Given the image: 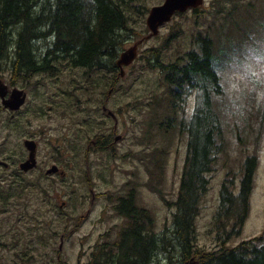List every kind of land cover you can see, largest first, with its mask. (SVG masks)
Instances as JSON below:
<instances>
[{"label": "rangeland", "instance_id": "1", "mask_svg": "<svg viewBox=\"0 0 264 264\" xmlns=\"http://www.w3.org/2000/svg\"><path fill=\"white\" fill-rule=\"evenodd\" d=\"M164 1L133 0L129 2L127 0L125 9L130 16V25L137 35L125 36L124 51L138 42L136 37L139 32L145 37L148 36L149 29L146 25L148 13L152 7L161 5ZM13 33H18L15 28ZM204 37L211 38L216 46L234 49L238 46V41H242L245 63L251 52H264V0H204V5L200 7L198 13L189 10L177 14L171 22L161 27L157 36L149 40L140 39L143 43L139 45L138 59L131 67L125 68L126 76L118 82L119 87L127 89L128 93L121 88L111 96L110 108L112 110L128 103V113L122 117V123L120 122L117 127L113 125L118 132L116 137L117 135L127 136L126 134L128 137L126 141L113 143L116 154L113 152L106 154L112 162L118 152L124 155L130 153L129 150L135 138L139 139L140 147L133 153L145 151L142 174L145 185L140 193L141 203L151 211L155 219V231L159 235L164 233L166 227H172V216L176 209L169 206L167 201L177 200L188 147V135L178 131L177 124L182 126V120L191 114L195 106V95L190 97L189 105L186 103L183 106L178 103L177 107H174L176 110L172 109L166 101L165 86L159 80L157 70L149 64L147 57L150 53L148 51L155 49L159 53V58L164 61L163 63L169 64L179 53L196 47L195 45L200 43ZM228 50L231 57L230 62L235 68L227 71L228 73H223L226 75H221L224 94L213 97L214 109L223 121L226 146L215 162L214 171L210 175L211 183L201 199V211L196 220V242L201 249L206 251L220 250L223 244L227 249L235 248L243 241L260 237L264 231V101L258 100L257 93L250 90L251 85L239 79L244 67L241 62L237 63L231 50ZM2 62L1 74H5L9 82L10 68L4 60ZM52 65L55 66L52 75L50 73L47 74L48 76H45L46 74L33 76L30 80L19 83V85L30 84L31 99L29 102L41 95L32 87L33 85L44 91L48 86H52L53 80L57 83L61 80L63 85L57 101L60 102L66 114L78 109L89 111L92 89L86 90L82 84L91 71L86 69L88 72L84 73L72 70L65 59H58ZM96 73L97 71L93 70V77L97 75ZM233 85H238L239 90L234 89ZM101 87L98 90L100 95L103 91L108 93L109 88ZM241 90V101L235 104V96L240 95ZM5 92L6 86L0 81V107H5V98L2 97ZM97 94L99 93L93 91V111L99 112L100 105L104 102ZM10 97L6 99L9 100ZM162 100H165V103H161ZM96 112H93V120L99 121L100 115ZM154 117L155 128L151 130L153 125H150V122L154 120ZM168 118L172 120L173 128L176 129L173 134H171L172 130L167 133L165 127L160 128L158 125ZM172 138H174L175 145L170 153L169 149L161 146L160 143L162 141L168 143ZM159 149L165 150V153L162 165L156 167L148 158H153ZM256 152L259 162L254 177L248 219L239 235L232 234L226 237L222 233V237L219 238L220 235L214 225V216L221 203L220 190L223 182L226 178L235 176L234 192L237 193L246 159L253 157ZM97 159L99 157L93 155L94 170L96 168L94 163ZM123 162L126 163L127 159L125 158ZM69 171V177L61 184L50 182L42 185L47 193H42L40 189L33 190L31 183V189H26L24 199L18 200L13 197L8 202L9 211L0 214V264H75L79 255L87 261L90 251L94 250L99 241L110 242L116 239L118 230L114 232L113 228L120 219L116 214L111 215L112 209L107 214H102L106 199L100 194L106 192L111 195L108 188L113 184V177L106 181L97 180V182L94 179L91 187L87 178L83 180L80 177L87 171L83 156L78 157L74 165L69 167ZM124 173L125 171L115 175L117 182L125 179ZM61 203H66L65 213H62L59 208ZM21 204L27 206L24 219L18 218L14 213L15 207ZM89 210H92V213L88 215ZM79 217L83 223L79 229L77 226L73 229L75 218ZM232 224V218L226 220L227 231L232 229ZM29 229H33L40 235L46 232L47 235H52L57 230L58 233L54 237L56 238L55 250H52V247H46L45 251L35 248L36 240H30L27 236ZM19 231L21 234H17ZM18 238L20 245L18 250L22 252L21 254L23 256L25 254V257L31 255L28 262L7 260L13 256L14 251L11 248ZM61 238L69 239L70 244L62 248ZM260 243L264 241L257 242V244ZM81 248L86 252L81 251ZM43 251L44 255L50 254L54 258L53 261L42 260L40 256ZM58 251L62 255V261L57 259ZM160 255V261L155 264H181L177 253L173 254L172 259L165 254Z\"/></svg>", "mask_w": 264, "mask_h": 264}, {"label": "trees", "instance_id": "2", "mask_svg": "<svg viewBox=\"0 0 264 264\" xmlns=\"http://www.w3.org/2000/svg\"><path fill=\"white\" fill-rule=\"evenodd\" d=\"M126 3L127 0H0V70L1 62L8 60L15 76L26 75L21 78H28L42 70L52 74L55 69L50 66V61L37 56L36 41L55 37V50L47 51L45 56L54 57L58 51L68 56L74 67L96 70L97 75L93 77L92 70L84 85L100 94V85L101 88H106L110 77L118 72L116 62L124 51L125 36L134 37L135 34L125 9ZM199 9L194 11L198 13ZM14 28L17 34L13 33ZM144 37L139 32L136 38L139 41ZM195 46L186 52L177 67L171 63L161 65L159 53L155 49L148 51L150 55L147 57L152 68L161 69L160 81L165 86L166 101L172 109L176 110L174 107L178 103L189 105L190 97L195 95V106L191 114L182 120V126L177 124V130L188 135V147L177 200L167 201L169 206L176 209L172 216V227H166L164 233L159 235L155 231V219L151 211L146 207L141 208L133 213L135 217L129 220V226L120 231L121 241L116 245L119 248L134 246L136 260H126L125 247L121 251V257L113 258L110 253L116 252L115 246L110 247L108 250L111 252L99 260L93 258V263L89 264H155L160 261V254L172 259L174 253L178 254L181 264H264V243L257 244L264 241V231L260 237L243 241L232 249H227L223 244L220 250L206 251L196 242V220L201 211V199L210 186V175L214 171L215 162L226 146L223 121L214 109L213 97L224 94L221 75L235 68L230 62L228 49L243 67L245 55L243 56L242 41H238V46L234 49L216 46L211 38L204 37ZM241 94L242 90L240 95L235 96V104L241 101ZM161 103H165V100ZM154 128L155 125L151 130ZM171 130L173 134L176 129L174 127ZM173 141L174 138L168 143ZM258 162L257 152L246 159L237 193L234 192L236 177L224 180L220 190L221 203L214 216L219 238L222 233L226 237L241 233L250 212V198ZM27 185H20L15 194L0 193V214L9 211L8 202L13 197L18 200L25 198ZM38 189L47 193L42 185ZM14 213L18 218L24 219L27 206L17 205ZM139 216L142 226L139 224ZM229 218L233 219V224L232 229L227 231L225 226ZM82 223L81 217L75 218L73 229L76 226L79 229ZM143 230L144 236L141 238L138 232ZM57 233L56 230L52 235H47V232L40 235L29 229L27 236L30 240H36L35 248L45 251L46 247L55 250L54 237ZM18 240L19 238L11 248L13 256L7 260L28 262L31 255L25 257V254H21ZM99 247L105 248L98 242L97 249ZM44 251L40 258L53 261L54 258L50 254L44 255ZM58 257V261H62L59 251Z\"/></svg>", "mask_w": 264, "mask_h": 264}, {"label": "flooded vegetation", "instance_id": "3", "mask_svg": "<svg viewBox=\"0 0 264 264\" xmlns=\"http://www.w3.org/2000/svg\"><path fill=\"white\" fill-rule=\"evenodd\" d=\"M36 42L37 56L39 59H47L50 61L52 69H55V66L52 65L54 61L65 59L72 67H70L72 70L83 71L84 73L88 72L86 69L74 67L72 63H70V58L58 51L54 57L45 56L47 51L55 50L53 48L55 37H45L42 41L38 40ZM189 49L179 53L171 64L177 67V63L182 62L181 59L185 57L184 55ZM163 62L164 61L159 58V63L161 65H167ZM5 63L7 67L10 68L11 74L8 82L6 75L1 74L3 71L2 62L0 81L6 86V92L4 93L5 97L9 98L10 95L22 91L21 96L25 98V102L23 106L16 111L7 109L3 106L0 107V161H4L7 164L0 165V193H6L7 195L12 193L15 194V190L20 185L26 183H28L26 189L30 188L31 183L33 189H38L40 185L44 186L45 183L50 182H58L61 184L69 177V167L74 165L79 156H83L84 165L87 170L85 174H81L80 177L83 180L87 178L88 184L91 187L94 179L97 182V180L106 181L113 177V184H108L110 185L108 190L111 195H108L106 192L100 194L106 199L102 214H107L109 210L112 209L113 212L111 215L116 214L117 218L120 219L118 223L114 224L113 228L114 232L118 230L117 237L110 242L99 241L105 248L99 247V249H97V243L94 250L90 251L87 261L84 260V257L79 255L75 262V264L93 263V258L99 260L103 255L111 252L108 249L110 247H115L119 241H121L120 231L129 226V220L135 217L133 213L144 208L141 203L142 196L140 193L145 185L144 180H142L145 151L133 153L140 147L139 139L135 138L130 148L131 150H129L130 153L124 155L118 152V155L115 156L112 162L106 154L109 152L116 154L113 143L126 141L128 137V134H126L127 136L117 135L116 137L118 132L113 127V125L117 127L120 125V122L122 123V117L128 113V103L120 105L114 110L110 108L112 94L118 89H124L118 85V82L122 79L118 77L119 69L115 76L110 77L108 85L106 86V88H109V91L112 90V93L109 94V91L108 93L103 91L101 95L97 94L104 102V104L102 103L100 105L101 110L99 112L93 111L92 88V94L90 96L91 109L89 111L78 109L66 114L65 110L62 109L63 107L60 106V102L57 101L60 98L61 87L63 85L61 80H59L58 83L56 80H53L52 86H48L44 91H41L40 88L33 85L32 87L38 93H41V95L40 97H34L33 100L29 102L31 99L30 84L19 85V83L28 81L33 76L38 77L43 74L48 76L50 73L42 70L28 78H21L26 75L20 74L19 76H15L14 72L12 73L11 71L10 62L5 60ZM154 69L157 70L159 74L158 78L161 80V69H157L156 67ZM92 70L93 69L89 71ZM84 82L87 81L85 80ZM82 85L86 90L88 89L87 86L84 84ZM124 90L128 93L127 89ZM12 91L13 93L11 94ZM125 97L128 98V96ZM93 112L100 115L99 121L93 120ZM110 112H112L114 116L109 114ZM153 119L150 125L155 124V117ZM98 125L100 127H97ZM158 125L160 128L165 127L167 133L173 129L174 126L170 118L164 123L160 122ZM160 145L167 147L169 152L172 153L175 144L174 141L170 143H164L162 141ZM164 153L165 150L159 149L158 153L155 154L153 158H148V160L156 166L162 165ZM31 154L34 155L35 167L25 172L21 169V165L30 160ZM93 155L99 157L94 163L96 166L95 170L93 168ZM125 158L127 159L126 163L123 162ZM86 165H88L89 169ZM51 168H55L56 170L50 174L48 171ZM123 171H125V179L121 182H117L115 175ZM91 190L93 192V188ZM64 207H66V203H61L59 208L62 213H65ZM90 213H92V210H89L88 215ZM139 221L140 226H142V219L140 216ZM138 233L141 238L144 236V230ZM61 241L62 248L64 245L70 244L69 239L61 238ZM124 247L126 248V260L128 262L132 258L136 260L137 255L134 246H122L121 248L116 246V252L110 253L111 256L113 258L116 256L121 257L120 254ZM81 251H84L83 248H81ZM58 258H60V256Z\"/></svg>", "mask_w": 264, "mask_h": 264}, {"label": "water", "instance_id": "4", "mask_svg": "<svg viewBox=\"0 0 264 264\" xmlns=\"http://www.w3.org/2000/svg\"><path fill=\"white\" fill-rule=\"evenodd\" d=\"M203 5L204 0H165L163 4L152 7L146 19V25L149 29V35L145 38L149 40L157 36L160 32L161 27L166 23L171 22L176 14H182L186 11L200 8ZM142 43V40L134 43L133 46L123 51L119 56V59L116 62V66L119 69V78L125 77V68L132 66L139 57V45ZM109 92V94H111L112 90H110ZM21 94L22 91H18L17 93L12 95L9 100H6L5 94H3L2 97L5 98L4 106L7 109L13 111L20 109V107L23 106L25 102V98L22 97ZM109 114L114 116L112 112H110ZM34 161V155L31 154L30 160L24 162L21 165V169L25 172L29 171L30 169H33L35 167ZM1 164L7 165L4 161H0V165ZM55 170V168H51L48 172L51 174Z\"/></svg>", "mask_w": 264, "mask_h": 264}, {"label": "clouds", "instance_id": "5", "mask_svg": "<svg viewBox=\"0 0 264 264\" xmlns=\"http://www.w3.org/2000/svg\"><path fill=\"white\" fill-rule=\"evenodd\" d=\"M239 79L251 85L250 90L257 93L258 100L264 101V52L250 53ZM233 88L239 90L238 85Z\"/></svg>", "mask_w": 264, "mask_h": 264}]
</instances>
